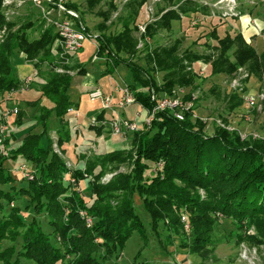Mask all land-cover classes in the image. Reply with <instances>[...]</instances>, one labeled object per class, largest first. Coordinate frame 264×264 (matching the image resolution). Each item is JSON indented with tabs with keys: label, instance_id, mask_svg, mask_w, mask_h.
Returning <instances> with one entry per match:
<instances>
[{
	"label": "trees",
	"instance_id": "obj_1",
	"mask_svg": "<svg viewBox=\"0 0 264 264\" xmlns=\"http://www.w3.org/2000/svg\"><path fill=\"white\" fill-rule=\"evenodd\" d=\"M3 1L0 0V29L5 27L6 33L0 41V95L14 93L24 86L14 68L15 58L21 55L20 61L33 64L39 78L45 75L38 89L53 108L47 110L38 102L26 103L37 109L35 124L39 131L29 129L14 147L10 146L9 139L3 142L7 155L0 156V214L3 215L0 241L6 238L7 232L14 233V237L11 246L0 251L1 264H20V258L34 264H55L63 254L62 249L64 254L77 255L71 264H100L99 260L118 259L132 233L136 232L144 242L147 240L146 230L135 211V196L140 198L149 216L151 231L163 250L178 241L179 248L206 260L208 252L200 243L208 239L214 221L211 217L216 214L235 220L238 227L245 220L249 221L247 227L252 225L260 239L251 238V241H264V140L242 139L237 131L218 126L211 135H206L205 123L192 120L190 113L184 112L183 120L178 121L169 111H162L156 114L150 126L143 125L132 133L128 149L93 156L85 161L83 170L69 169L62 146L69 141L67 122L63 119L72 107V76L64 65H61L63 73L53 71L60 67L57 62L61 60L54 48L57 34L53 26L47 25L41 28L36 39H30L26 32L32 23L17 25L6 21ZM100 1L85 0L87 10L91 11ZM146 1L128 0L124 5L125 13L118 19L122 32L111 38L101 34L95 39L96 55L104 57L107 74H112L119 65L125 66L130 78L127 86L135 104L151 110L157 99L169 97L174 88L192 87L198 78L192 65L197 62L208 64L211 76L230 77L244 68L249 76L264 79V53L257 55L239 34L218 38L211 31L210 37L216 45L210 55L190 51L178 54L177 44L150 50L147 41L158 30H169L170 23L180 19L179 13H185L183 6L177 11L169 9L162 13L164 10H159L157 15L162 13L159 18L148 24L140 35L139 41L144 43L147 52L146 68L137 61H116L119 53L134 56L139 41L130 34L138 29L136 20ZM66 7L78 14L75 4L66 3ZM112 10L116 8L110 2L107 11L96 13L103 19L97 25L99 30L107 29ZM78 16L83 23L80 14ZM44 23L42 20L41 27ZM85 30L88 32L86 27ZM44 63L52 66L42 74L40 67ZM155 72L163 73L160 86L154 80ZM77 73L83 75L84 72L80 69ZM151 90L168 92V95L155 96L153 100ZM228 102L230 110L243 104L236 95L230 96ZM23 117L19 110L14 123L21 125ZM52 117L59 126L56 141L59 152L54 151L49 136ZM96 119H102V114ZM18 158L33 172L32 180L22 176L27 184L20 188L13 186V178L4 167L6 160ZM107 163L112 165L110 171L124 163H131V169L128 173L113 175L107 183H100ZM153 170L157 174L146 176ZM69 173L71 176L67 178ZM71 179L77 182V187L81 180H87L90 201L84 198L81 189L72 185ZM197 190L204 192L203 199ZM16 201L20 204L15 206ZM80 211H85L92 221L90 228H85L78 217ZM183 212L188 218L189 234L181 233ZM39 218H43V223ZM43 226L48 227L47 231ZM57 238L62 245L59 250Z\"/></svg>",
	"mask_w": 264,
	"mask_h": 264
},
{
	"label": "rangeland",
	"instance_id": "obj_2",
	"mask_svg": "<svg viewBox=\"0 0 264 264\" xmlns=\"http://www.w3.org/2000/svg\"><path fill=\"white\" fill-rule=\"evenodd\" d=\"M6 1H9L8 4H3V14L6 21L14 22L17 25L30 21L32 23V27L27 30L26 34L30 39H36L42 31L41 19H43L38 9L33 6L28 0H4L3 3ZM122 1L123 0H120L119 4V7L121 9L112 10L110 12V17L106 22V30H99L97 28V25L102 23L103 19L97 16L96 13L107 11L110 7L111 1L101 0L100 3L97 4L91 11L87 10L85 0H80L78 2L76 1L77 4L75 5L82 9L79 12H81L83 24L88 29V32L91 35L98 36L102 34L108 38H111L114 36H118L123 30L121 24L118 22V19L125 13V9L122 6ZM171 1L172 0H147L144 8L140 11L141 15L136 21V26H142L144 25V23H147L148 20H151V23L152 20L156 18L159 10H165L166 8H168V3ZM68 2L71 3V0H69ZM155 4L156 6H154ZM204 4L203 6L206 9L202 12L200 11V14L203 15V17H207L208 15L210 16V14H213L216 11H220L217 10L216 7L213 8L209 6L211 4L210 0H205ZM230 5V1L221 0V3H219L218 6L220 8H223L225 10L223 14H226L229 13V8L231 7ZM190 23V21H185L183 19H181L180 21H172L170 23L169 30L160 29L150 40L147 41L149 49L153 50L156 48H168L177 44L178 54H182L185 51H190L199 55L212 54L213 47L216 45V43L214 41H211L209 37L212 29V25L211 23H209V19L205 18L201 20L199 17H196L194 24ZM5 33L6 28H1V39L5 35ZM141 34L142 33L139 32V29H137L136 31H132L130 35L134 40L139 41ZM143 44L144 43L142 41H139L134 56L124 53H119L118 55L116 54V61H137L138 65L146 68V65L144 64V58L147 52ZM112 50H115L113 46ZM50 65H47L46 63L42 64L40 67V72H43L42 74L48 72L52 66ZM58 66L60 67L54 68L53 71L60 74L63 73L64 70L61 67L60 63ZM118 67L117 75H113L112 82L109 83L107 77L101 79L100 84L103 90L105 88V84H107L108 88L113 87V90L115 88L121 89L124 85L127 86V84H129L130 78L128 72L125 70V66L119 65ZM192 68L197 72L198 77L194 81V85L190 88L176 87L172 92L169 93H171L170 96H175L181 101L190 104L191 107L186 110L185 113H190L192 115V120L198 119L205 123V134L211 135L214 127L218 126L229 131H237L242 139L253 137L254 139L264 140V79L258 80L253 76H249V73L244 68H239L230 77L223 75L211 76L208 65L202 62L193 64ZM36 75L32 77L31 81L28 83L22 81L24 86L15 91L14 94L10 97H8L10 93L6 96H3L4 99L8 97V100L10 99L9 102H11L12 105L17 104V110H21L24 116H32L33 113L36 114L37 109L28 107L24 101L29 97L26 98L25 95L22 96V93L19 91H24L27 88L33 86V83L31 82L36 77ZM44 76L45 75H42L40 79L42 80ZM153 77L157 86H160L162 84L163 73L155 72V74H153ZM38 84L41 83L38 82L35 85ZM75 89L77 88L73 84L72 79L70 88V101L71 103L75 104V101L78 100L76 98H81L80 110H78V114L80 116L92 111L98 105V102L90 101L87 94H78V92H75ZM151 94L153 96H162L168 95V92L162 93L154 92L153 90H151ZM245 94L257 95L258 101L256 105L254 107H250L243 102L241 106L237 107L234 110H230L228 98L232 95H236L242 99V96H245ZM115 95L113 96V99L116 98L117 95ZM105 97L110 98L111 100V97L106 95ZM4 99H0V109L11 108L12 105H7L6 102L8 100ZM113 101L111 100L112 104L114 103ZM131 105L132 110L127 109L126 114L129 118H132L131 121L136 124L137 129H141L146 117V110L143 109L139 104H135L134 98ZM116 106L117 103L114 106L115 108H112L115 118H117L119 115H121L122 117V114L124 112H122V110L119 111L118 109L116 111ZM136 112H139V114L137 115ZM108 115L110 116V114ZM16 116L17 114L8 119V131L5 135V140L9 139V144L18 143L22 136L20 132L17 133V127L19 125H16L14 123L16 120ZM65 117H67L70 125L74 123L72 120V115H68L67 113ZM124 117L126 118L125 115ZM81 122H83V120H81ZM88 125L90 126L89 123ZM30 126H32L33 128V126L36 127V124L29 122V124L23 126L21 130L27 131ZM86 129L87 123L86 125L82 126V135H80V133L77 134L76 139V134L71 133L72 136L70 135V139L67 142L66 146L68 156L70 155V161L76 158L74 154L75 150L76 153H78V146L86 142V136L91 135L85 132ZM35 130L36 128L33 129V131ZM109 131L110 133H113L110 129ZM52 141L53 147H55V140L53 139ZM128 145H130V141ZM2 146L3 145L0 146V156H6V148H2ZM93 156L94 155H90L88 158H85V161L91 159ZM64 160L66 162V166L69 169H72V165L67 163L66 158H64ZM21 164H26V166L29 168L28 164L25 163L21 158H18L14 161L6 160L4 162V167L9 171L11 177L13 178L12 184L16 188L23 187L27 184V182L23 180L22 174L16 172L17 168ZM111 166L112 165H110L109 163L104 166V173L99 178L100 183H107L113 175L118 173L125 174L128 173L131 169V163L121 164L115 171H110L109 168ZM153 174H157V172L153 170L152 172L146 173V176L151 177L153 176ZM72 185L79 190L81 189L84 198L87 201H90V193L87 186V180H81L79 186L77 187V182L73 179ZM197 191L198 195L203 199L205 196L204 192L202 190ZM134 203L136 214L138 215L142 225L146 230L147 240L144 242L136 232L132 233L131 237L127 240L124 248L120 252V256L118 259L112 257L111 259L105 261L99 260L100 264H264V241L261 240L262 242L259 241L257 243H253L251 241V238H257L258 234L252 225H249L247 227V224L249 222L247 220H245L238 227V224H236V221L233 219L223 218L219 214L212 215L211 219L214 221L211 225V232L207 237L208 239H205V242L203 241L200 243L203 244V250H207L208 258L206 260H201L198 255L190 254L185 249L179 248L178 241H176L173 246H168L166 250H163L160 247L158 239L151 231L149 216L145 212L141 200L138 196H135ZM14 204L16 206L20 203L19 201H16ZM2 216L3 215L0 214V217ZM180 216V222L181 224H183L181 233L184 232V234H189L190 229L187 222V215L183 212ZM78 217L81 219V221H83L85 228L91 227L92 221L89 219L85 211L78 212ZM182 218H185V222L182 220ZM39 221L43 223V218H39ZM47 228L48 227L43 226L44 231H47ZM21 231L22 230L20 229V232ZM162 232L163 236H165L166 233L164 231ZM13 237L14 233L7 232L6 238L0 241V251L11 246ZM57 240V247L59 250L62 245L61 241H59L58 238ZM257 240L260 239L257 238ZM96 241L97 240H95V242ZM60 252H62L63 254L61 253V257L55 264H71L74 258H77L76 254H64L63 249L60 250ZM99 252L102 253L103 251L100 250ZM19 261L20 264H34L31 261H27L22 258H20Z\"/></svg>",
	"mask_w": 264,
	"mask_h": 264
},
{
	"label": "crops",
	"instance_id": "obj_3",
	"mask_svg": "<svg viewBox=\"0 0 264 264\" xmlns=\"http://www.w3.org/2000/svg\"><path fill=\"white\" fill-rule=\"evenodd\" d=\"M80 0H71V3L77 4V2ZM113 3L116 9H121L119 7L120 0H109ZM128 0H123L122 1V6L126 4ZM211 4L209 6L211 7H216L217 10H220L219 12L216 11L213 14L208 15L207 17H203V15L200 14V11L202 12L206 8L203 6L205 3V0H172L171 2L168 3V8H166L162 13L165 11L171 9V10H178L180 6H183L184 9L186 10L185 13L181 14L179 13L180 19L176 21H180L181 19L185 21H190V24H194L195 18L199 17L201 20L203 19H209V23L212 25L211 31H214L215 35L218 38H223L226 35H229L231 37H234L235 35L239 34L243 40L245 41L246 44H248L250 47L254 49L257 55H261L264 53V0H233L234 1V6L232 9L229 10V13L223 14L225 10L223 8H220L218 5L221 3V0H210ZM147 2V1H146ZM145 2V3H146ZM145 3L141 6L139 10V14L137 17V20L139 19L141 15V10L144 8ZM206 5V4H204ZM156 6V4L154 5ZM78 9V14L81 15L82 9L77 6ZM159 13V15L156 16L152 20V22L156 21L159 16L162 14ZM52 15H55L53 12ZM41 19V23H42ZM136 20V21H137ZM44 21V20H43ZM151 20H148L147 23H144L142 26H147L150 23ZM151 22V23H152ZM48 24L45 22L43 24L44 28ZM95 36V35H94ZM210 37V35H209ZM211 39V37H210ZM211 41H213L211 39ZM97 42L95 41H90L84 43L82 49L77 52L76 54H71L67 55L64 59H61L59 62L60 65H64L67 68L70 69L69 74L72 76L73 79V84L76 86L77 89H75V92H78V94H89L92 90L98 88L101 90L102 94L105 96L111 97V100L114 102L111 105L110 110H103L101 103L99 101H94L98 102V105L90 112L84 114V115H79L78 110H80V97H77L75 104L72 103V107L68 111V115H72V120L74 123L71 125L69 124V121L67 117H64L63 122H67L66 130L68 131L69 134V139L71 133H75V139L77 137V134L81 133L82 126L86 125L87 123V129L85 130L86 133L91 134L87 135V140L85 143H82V145L78 146V153H76L75 150V156L76 158L73 159L72 161L69 160V156L66 150L67 143L63 144L62 149L65 151L64 152V158H66L67 163L72 165L71 170L75 169H84V163H85V158H88L90 155L94 156H100L104 154L111 153L113 151L117 150H124L129 148V141L131 139L130 133H124V134H113L110 133L109 128L107 125L102 124L103 122H107L111 120V118H114V112L112 111V108H115V104L117 103L120 93L117 92V88L113 90V87H107V84H105V88L101 87L100 81L102 78H108L109 83L112 82L113 75H117V69L112 74H107L106 73V63L104 57H97L96 51H95V46ZM92 49V50H91ZM22 56L18 55L17 58L14 60V68L16 72V76L19 81H24L26 77L33 75L35 72L37 74V71L35 70L33 64L27 63V62H21ZM198 63V62H197ZM208 65V64H206ZM209 71H210V66ZM83 70V75H80L77 73L78 70ZM126 70V69H125ZM42 83V80L36 75V77L33 79L31 83H33V86L30 88H27L24 91H19L21 92L22 96L29 97L26 99L24 102L25 103H32V102H38L40 107H43L47 110H51L53 108V104L46 99L45 97H42L38 85H35L37 83ZM18 92V93H19ZM117 95H115V94ZM14 93H11L8 95L10 97ZM116 96L115 99H113V96ZM8 97L5 99L8 100ZM3 95H0V99H3ZM10 100V99H9ZM9 100L6 102L7 105H12ZM17 104H13L11 107L16 106ZM127 109L132 110V105L129 107H126L125 109L122 110L124 112L122 114V117L124 115L126 116L125 119L131 120L132 118L128 117L126 114ZM33 110V109H32ZM77 112H76V111ZM117 111V108H116ZM102 114V119H98V123L95 126H89V120L92 117L97 118L98 115ZM110 114V116L108 115ZM138 115L139 112H136ZM111 117V118H110ZM83 120V122H81ZM29 122L35 123V114L33 113L32 116H24L21 121V125L17 127V133L20 132L21 138H23L29 129H32V126L26 131V130H21V128L25 125H28ZM51 126H50V131H49V136L53 140H55V147L54 151L59 152L58 149L56 148V141H57V131H58V122L57 120L52 117L51 118ZM35 131H39L37 127L33 126V129ZM72 136V135H71ZM55 137V138H54ZM124 139V140H123ZM21 140V139H20ZM123 140V141H122ZM18 144V143H16ZM16 144H10V146ZM56 148V149H55ZM71 174L69 173L67 178H70ZM79 185V184H78Z\"/></svg>",
	"mask_w": 264,
	"mask_h": 264
},
{
	"label": "built area",
	"instance_id": "obj_4",
	"mask_svg": "<svg viewBox=\"0 0 264 264\" xmlns=\"http://www.w3.org/2000/svg\"><path fill=\"white\" fill-rule=\"evenodd\" d=\"M33 6H35L40 12L43 20L48 24L53 26L54 32L57 34V39L54 44V48L58 50L59 57L64 59L67 55L76 54L79 52L84 43L94 41L96 36L91 35L85 30V25L79 19L78 14L66 7V3H69V0H28ZM230 1L232 9L234 6L233 0ZM8 4L9 1L4 2L3 4ZM55 15H52V13ZM140 33H144L145 26H138ZM1 39V37H0ZM1 41V40H0ZM96 41V40H95ZM95 51L98 50V44H94ZM98 57V56H97ZM36 75V72L25 78V83L31 81L32 77ZM117 92L120 93L119 100L117 102L116 108L120 111L125 109L127 106L133 103V95L131 94L128 86L124 85L123 88H117ZM90 101H99L101 103L103 110L111 109V100L110 98L105 97L101 90L96 88L89 92L88 94ZM258 96L255 94H245L242 96V100L245 104L250 107H254L258 101ZM260 97V96H259ZM152 99H155V96L152 95ZM190 104L181 101L177 97L169 96L162 97L155 101V104L151 110L146 111V117L143 122V125L148 127L155 119V116L158 112L169 111L173 117L178 120H183V113L190 108ZM18 110L16 107L0 109V146L3 145L5 140V135L8 131V119L16 115ZM98 123L95 117L90 118V126H95ZM102 124L107 125V127L113 132V134H132L137 130L136 124L127 120L121 115L117 118H111L107 122ZM158 164L157 168H160ZM16 172L21 173L22 176L27 180L33 179V172L26 166V164H21ZM73 179H71V183ZM185 222V218H182ZM187 227V226H186Z\"/></svg>",
	"mask_w": 264,
	"mask_h": 264
}]
</instances>
